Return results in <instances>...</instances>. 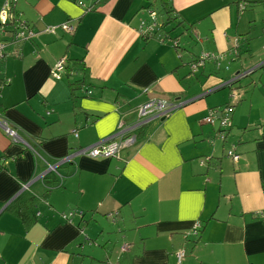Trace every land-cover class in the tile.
<instances>
[{
  "label": "crops",
  "instance_id": "0c3cea01",
  "mask_svg": "<svg viewBox=\"0 0 264 264\" xmlns=\"http://www.w3.org/2000/svg\"><path fill=\"white\" fill-rule=\"evenodd\" d=\"M211 1L171 0L178 29L206 18ZM18 2L36 35L7 45L0 33V123L18 136L12 142L0 125V264H264V127L236 130L235 99L223 139L218 122L203 121L230 104L216 87L264 64L230 66L236 42L239 55L243 47L237 27L225 32L230 16H215L211 38L201 27L196 42L190 30L167 33L175 48L139 36L142 0ZM204 54L223 59L193 71ZM61 59L72 75L54 79ZM79 79L72 96L69 81ZM154 99L173 107L131 133ZM111 142L116 156L89 155Z\"/></svg>",
  "mask_w": 264,
  "mask_h": 264
},
{
  "label": "rangeland",
  "instance_id": "374dc122",
  "mask_svg": "<svg viewBox=\"0 0 264 264\" xmlns=\"http://www.w3.org/2000/svg\"><path fill=\"white\" fill-rule=\"evenodd\" d=\"M143 5L145 6L146 4ZM237 5L238 0H212L209 5L203 4L204 9L208 13L206 18L199 21L198 24H193L192 27H188L187 30L182 29L181 31L178 29L179 27H176V22L166 23V18L164 17L159 4L152 3L150 8L156 12V19L159 28L162 27V31L164 28L169 33L179 35V32L184 33L185 31L190 30L188 36H190L194 42H196V39L201 38V36H194L196 27H201L203 33H206V36L211 38L213 28L215 29L218 25L215 21V16L219 13H224L227 17L230 16V21L228 20L226 24H223V26H225L226 34L230 35L232 30L237 27L238 38L243 41L241 45H243V47L246 46V49L249 50L243 52V54L235 59L230 65L231 67H239L243 65L244 60L247 62H253L255 60L264 59V52L255 54L264 42V32L262 31L264 26V2H258L256 5H252L249 9L247 7V10L244 11L242 15L238 14ZM17 6L19 7V2L17 3ZM224 9L228 12L224 11ZM16 10L18 11L17 8ZM141 12L142 18L147 20V9L141 8L139 13ZM214 24L216 27H214ZM258 64L248 65V68L242 73L250 69H253V71L246 75H234L229 78L222 89V91H226V94L228 93L226 95L228 100H236L239 109L236 111L237 108H234L233 114H235L242 122L241 125H238L240 127L236 128V130L241 132L264 127V64L257 66ZM223 72L224 71H222V73ZM233 79L237 80L229 84V81ZM228 103L229 102H227V104ZM50 188H48V190ZM48 190H44V194ZM37 206H40V203L37 204ZM118 245H120L119 242Z\"/></svg>",
  "mask_w": 264,
  "mask_h": 264
},
{
  "label": "built area",
  "instance_id": "2783aa9c",
  "mask_svg": "<svg viewBox=\"0 0 264 264\" xmlns=\"http://www.w3.org/2000/svg\"><path fill=\"white\" fill-rule=\"evenodd\" d=\"M15 8V0H8L6 2H4L3 4V8L0 12V33L5 32L9 27H7L6 25L3 24V22H9L10 18L12 17V11ZM241 9H243V7H241ZM14 28L16 31V34L13 36V41L15 42H25L30 40L34 33L32 32V30H30V28L28 27V25L24 22V21H17L14 24ZM62 29L71 32L72 28L70 26H68L67 24H63L62 25ZM46 32L49 33H54V28H48L46 29ZM5 47V45H1L0 46V52L3 50V48ZM264 49L261 48V50ZM223 59V56L219 58V61ZM206 60H216V57L214 54H204L201 55L199 57V60L197 62H193L191 64V68L194 70H196L197 68H199L200 66L203 65V63ZM64 71V60H60L55 68V71L52 73V77L54 79H58L59 75ZM235 106V103L233 101V99H231L230 104H228L224 109L220 110V111H216L215 114L211 113L209 114L207 117L204 118V122L206 124L209 125H213L214 122L217 120L219 122V126L221 129H223L226 126H230V116L229 114H231V111L233 109V107ZM173 106L170 105L169 102H167L166 100H161V99H154L149 101L147 104H145V106H143L139 112H138V116L140 118H146L147 116L150 115H156V116H166L168 114V110L170 108H172ZM221 113V117L220 115L218 116V114ZM5 135L7 137H9L12 142H17V138H16V134L13 130V128H11L8 124V122L3 121L0 123ZM123 123L119 126L118 128V134L121 135L123 132ZM133 130H131V133ZM124 132H128L127 130H124ZM117 134V135H118ZM119 150V146L116 143H109L107 146L105 147H95L92 148L89 151V155L91 157H107V158H112L114 156L117 155ZM227 156L233 161V162H237L239 160V154L235 153L233 150H229L227 152ZM196 234V231H194ZM177 257L179 260H181L182 258L185 257V252L184 250H181L180 252L177 253Z\"/></svg>",
  "mask_w": 264,
  "mask_h": 264
},
{
  "label": "trees",
  "instance_id": "16d2710c",
  "mask_svg": "<svg viewBox=\"0 0 264 264\" xmlns=\"http://www.w3.org/2000/svg\"><path fill=\"white\" fill-rule=\"evenodd\" d=\"M6 1H8V0H6ZM142 1H143V3L141 4V8L142 9H147V13H148V16L147 17H148V19L145 20L142 17L140 18V22H139V25L137 27L138 28L139 36L143 40L152 39L153 37H155V38H159L160 37L162 39V41H172L171 38L168 39L169 38L168 37L169 35L167 33H169V32L166 31V30H165L166 34H164V36H159L158 35V32H160V33L162 32V30H161L162 27L159 28V24H158V21L156 19V12L150 8L151 5H152V3L159 4V7H160L161 11L163 12L164 17L166 18V21H167L166 23H170V22H174L175 23L176 22V24H175L176 27L182 26L183 23L181 21H178V18L176 17V15L174 13L173 6L171 4V0H142ZM258 2H264V0H238V5H237L238 14H241L242 15L243 12L247 10V7L249 9V8L252 7V5H256V3H258ZM143 4H146V5L144 6ZM241 7H243V9H241ZM16 8H17V0H15V8L12 11V17L10 18L9 22H3L4 25H6L7 27H9L5 32L6 33L8 32L10 34V36H11V40L7 43V45L8 44H12V45L14 44L13 36L16 34V31H15L16 28H14L15 22H17V21H24L28 25V27H29V24L25 20L21 19V17H20L21 14L18 13V11L16 10ZM89 11H90V8H86L85 9V12H89ZM64 24H67L68 25V23H64ZM161 25H162V23H161ZM61 30L64 31L65 33L70 34V35H72L73 32H74V29L73 28H72V31L69 32V31H66V30L62 29V26H61ZM262 31L264 32V26L262 28ZM32 32L34 33V35L28 41H31L34 38V36L36 35V33L33 30H32ZM15 43H18V42H15ZM247 43H248V41H247ZM172 45L175 46V48H177L178 47V40L177 39L173 40L172 41ZM263 46H264V42L261 45L260 49L263 48ZM233 51L234 52H237L236 55H235V57L237 59L241 54H243V52H247L249 50L248 49H245L244 47H242V53L239 55V52H241L240 43L238 44V42H236V46H235V48H234ZM261 51L264 52V49L261 50ZM4 56H5V54L1 51L0 52V58H4ZM222 56H223V54H216L215 55V57H216V60L215 61L218 62L219 61V58L222 57ZM199 57L200 56H198L192 62H197L199 60ZM61 60H64V70H66V67H65V61L66 60L65 59H61ZM217 62H216V64H217ZM77 65H78V67L80 68V71H81L80 76H84V74H85V72H84V65H82L81 61H79ZM66 73L72 75V73L71 72H67V70H66ZM81 82H82V79H79V80H76V81H74V80L73 81H69V88H70V91H71V95L72 96H74V93H75V91L77 89L76 88V85L77 84H80ZM145 92H147V90H145ZM143 106H145V104ZM141 108H139L138 111L136 112L137 116H138V112H139V110ZM216 111H218V110H216ZM215 122H218V121L216 120ZM218 125H219V122H218ZM219 128H220V126H219ZM229 128H231V125L230 126L228 125V126L224 127L223 129H220L221 132L218 133V136H220V138L223 139L224 138L223 133L227 132V130ZM22 211H23V207H18L17 214L20 216L22 214Z\"/></svg>",
  "mask_w": 264,
  "mask_h": 264
},
{
  "label": "water",
  "instance_id": "95a60500",
  "mask_svg": "<svg viewBox=\"0 0 264 264\" xmlns=\"http://www.w3.org/2000/svg\"><path fill=\"white\" fill-rule=\"evenodd\" d=\"M230 83H232V82H230ZM229 83V84H230ZM225 86V84H222V85H220V86H218L217 88H215V89H220V88H222V87H224ZM137 115V114H136ZM161 117H164V116H161ZM137 118H138V121L135 123V124H133L132 125V127H134V128H132V130H134L135 128H137V127H139V126H141V124H140V117L139 116H137ZM221 132V131H220ZM17 136V135H16ZM18 137V136H17Z\"/></svg>",
  "mask_w": 264,
  "mask_h": 264
}]
</instances>
